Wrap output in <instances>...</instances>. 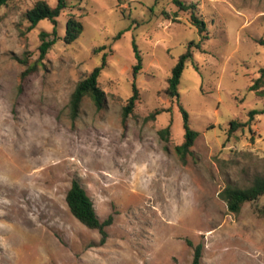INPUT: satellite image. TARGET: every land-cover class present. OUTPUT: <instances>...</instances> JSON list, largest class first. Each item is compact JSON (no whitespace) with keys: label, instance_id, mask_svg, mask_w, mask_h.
Returning <instances> with one entry per match:
<instances>
[{"label":"rangeland","instance_id":"374dc122","mask_svg":"<svg viewBox=\"0 0 264 264\" xmlns=\"http://www.w3.org/2000/svg\"><path fill=\"white\" fill-rule=\"evenodd\" d=\"M36 1L1 9L0 264H192L198 244L202 264H264V207L247 202L236 213L220 196L264 176V114H249L264 104L250 90L264 67V0H184L204 32L194 9L172 0H67L60 39L24 77L20 59L34 64L41 31L54 28L43 19L28 29ZM71 14L84 28L67 44ZM134 43L143 58L136 79ZM190 43L180 96L171 97L168 78ZM105 54L107 107L87 95L73 119L71 94ZM134 80L140 98L124 119ZM180 105L199 132L186 161L176 151ZM233 119L248 125L231 130ZM74 179L100 219L113 218L104 241L67 204Z\"/></svg>","mask_w":264,"mask_h":264},{"label":"trees","instance_id":"16d2710c","mask_svg":"<svg viewBox=\"0 0 264 264\" xmlns=\"http://www.w3.org/2000/svg\"><path fill=\"white\" fill-rule=\"evenodd\" d=\"M12 0H0V21L2 18L1 9ZM178 5L180 10L194 9L192 12V21L197 25L200 32H204L207 29L205 20L196 13V5L187 3L184 0H172ZM67 0H57L56 5H51L47 0H37L34 5L26 11V17L30 22L28 29H34L38 23L43 19H49L54 23V28L51 32L42 30L40 33L41 43L39 45V57L34 64H29L28 58H21L20 62L27 65V68L23 71L22 75L25 77L28 74L36 71L40 63L46 58L51 47L60 39L57 30L58 17L62 11L67 8ZM84 25L82 21L71 14L67 19L66 31L64 35V41L67 44H71L78 39L83 31ZM122 32L118 34V37ZM258 42L264 46V35L259 38ZM190 43L186 52H184L178 59L177 63L172 69L171 76L168 78V86L166 93L171 97L179 98V86L181 78L186 67L188 60L192 59L193 52L191 50ZM134 49L136 54L137 63L133 67V76L136 79L139 71L143 68L142 54L138 48V45L134 43ZM107 64V54L103 56L102 64L94 67V69L86 75L84 78L78 81L75 89L70 97V111L73 119L77 118L81 111V106L85 96L89 95L94 100L96 107L99 110H103L107 107V94L105 90L100 86L99 77L103 68ZM260 75L253 80L250 86V90L256 92L257 95L264 98V67L259 70ZM140 98L139 88L136 81H133V94L127 100V103L123 107V116L126 119L135 109L137 102ZM180 109L184 119L185 140L182 144L176 146V151L180 155L183 161H186L187 155L191 152L195 140L197 139L199 132L192 128L190 124L189 112L183 105H180ZM156 113H160L157 111ZM251 118L256 114H264V104L260 109H253L249 112ZM153 116L155 113L152 114ZM248 122L240 123L237 120H231V130L236 129L238 126H246ZM170 132V126L163 128L160 133L164 137H168ZM220 196L226 201L227 206L232 212H240L245 203L250 202L259 207H264V176H257L253 182L245 187L238 185H227L221 192ZM67 204L73 213V215L79 219L83 224L92 229H98L103 235V241L107 236L106 227L112 223V216L105 220H101L92 197L88 194L86 188L82 185L79 179L72 181L66 196ZM203 258V245L198 244L195 248L194 258L192 264H202Z\"/></svg>","mask_w":264,"mask_h":264}]
</instances>
